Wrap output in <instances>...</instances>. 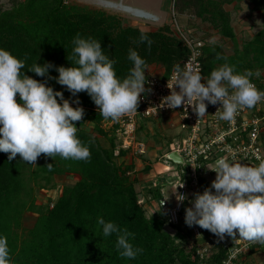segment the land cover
Masks as SVG:
<instances>
[{
	"label": "trees",
	"instance_id": "1",
	"mask_svg": "<svg viewBox=\"0 0 264 264\" xmlns=\"http://www.w3.org/2000/svg\"><path fill=\"white\" fill-rule=\"evenodd\" d=\"M232 1L175 0L174 7L179 13L195 6L193 14L200 22L212 25L235 43L233 54H227L221 43L205 42L202 79H207L214 68L225 62L235 66L234 70L239 73L264 68V26L239 47L229 13L222 6ZM249 1L254 7L264 8V0ZM174 26L173 22H165L156 30H144L125 24L117 14L70 4L68 0H22L0 11V47L23 60L22 71L40 81L46 78L27 68L36 62L71 66L67 55H72V41L77 34L101 42L104 53L115 61L113 67L121 79L133 66L128 59L130 48L145 60L146 71L150 65L160 64L161 75L168 76L173 66L182 67L189 55ZM142 31L153 41L150 47L146 41H139ZM218 54L226 57V61L217 59ZM49 73L58 76L54 68ZM249 79L257 81L258 78L253 75ZM47 83L54 90L62 91L66 99L71 97L56 80L50 79ZM77 95L79 104L72 106H82L85 110L82 120L75 122L77 136L89 147V160L64 159L59 155L54 159L41 154L35 164H27L19 154L8 160V153L0 152V235L7 237L10 264H222L229 251L224 244L216 245L212 255L202 258L196 248L189 247L190 231L181 226L183 218L175 225V233L166 227L168 222L160 199L162 184L148 185L149 197L160 199L161 205L148 212L146 201L140 199L136 189L138 179L130 175L134 164L118 163V156L114 154L118 146L115 141L118 124L113 122L105 129L104 122L112 119H104L94 109L97 106L86 92ZM16 98L19 102L18 94ZM89 118L104 135L112 132L110 147L103 146L96 135L82 128ZM141 127L142 124L139 130ZM127 152V149L121 150V154ZM49 163H52L51 169L47 166ZM66 173L77 174L78 179L64 185L53 202L38 203L37 191L57 187L56 177ZM199 181L202 192L210 186L204 176ZM27 212L36 214L29 229L23 227ZM100 216L132 233L130 242L143 251L132 259L120 256L117 234L104 236L102 226L97 223Z\"/></svg>",
	"mask_w": 264,
	"mask_h": 264
},
{
	"label": "clouds",
	"instance_id": "2",
	"mask_svg": "<svg viewBox=\"0 0 264 264\" xmlns=\"http://www.w3.org/2000/svg\"><path fill=\"white\" fill-rule=\"evenodd\" d=\"M139 41H146L149 47L153 42L143 31ZM209 42L215 44L216 37H210ZM72 43V55H67L71 66L36 62L27 68L45 77L44 81L26 75L22 71L24 61L0 47V152L8 153V160L17 154L27 164H35L41 154L54 159L59 155L64 159L89 160L90 149L77 136L75 123L82 120L85 110L72 106L79 104L80 92L90 96L106 120H119L137 111L147 82L146 62L137 51L129 49L128 59L133 66L121 79L113 67L115 61L104 53L100 41L77 34ZM217 59L227 58L218 54ZM51 68L58 76L50 75ZM234 68L225 62L214 68L207 79H202L199 69L191 64L186 62L183 67L175 64V83H168L171 91L162 98L161 106L170 109L191 106L199 120L207 114L208 104L219 103L215 112L219 118L233 120L240 109L251 108L264 99V90H258L249 79L259 76V70L239 73ZM50 79L64 86L75 100L66 99L62 91L54 90L47 83ZM47 166L51 169L52 163ZM208 169L214 170L216 177L202 193H194L192 206L185 209V223L207 229L221 240L226 235L232 238L238 235L264 244V160L249 166L219 157L214 167ZM180 187L183 183L171 193L178 202H183L186 196L178 191ZM97 223L102 226L104 236L117 234L120 256L132 259L143 251L130 242L133 234L115 222L100 216ZM0 264H10V248L4 235H0Z\"/></svg>",
	"mask_w": 264,
	"mask_h": 264
},
{
	"label": "built area",
	"instance_id": "3",
	"mask_svg": "<svg viewBox=\"0 0 264 264\" xmlns=\"http://www.w3.org/2000/svg\"><path fill=\"white\" fill-rule=\"evenodd\" d=\"M174 22L178 28L179 36L189 49V55L183 61L182 67L187 62L198 68L201 74L202 48L205 40L196 35L185 34L179 27L178 21ZM174 77V71L168 76H163L160 73L149 75L145 84L146 91L140 96L137 111L126 114L119 120L104 122V125L109 124V126L113 122L118 124L116 134L120 143L115 148L114 154L119 157L123 149H127L128 152L131 150H137L138 153L145 152V142L141 139L136 140L140 118L145 119L168 113H175L179 117V125L184 136L179 142H174L170 146L166 158L173 161L170 153H175L182 159V162L173 161L176 166L171 165L165 174L172 172L173 177L171 180L168 179V182L175 187L183 183V187L178 188V191L185 194L186 199L183 202H178L175 199L173 203L161 199L168 225L174 229V232L169 229L172 233H175V225H178L182 218L185 219V209L192 206L190 201L194 199V193H202L200 177L204 176L205 172H215L208 168L214 167L217 158L227 157L230 162L249 166H256L261 160H264V99L251 108L240 109L231 121L222 120L218 113H215L220 107L219 103L208 104L207 114L198 120V116L192 111L191 106L181 105L176 109H170L166 105L161 106L162 98L170 94L171 91L168 83L169 85L175 83ZM251 82L258 90H264L255 82ZM176 90L179 91L178 86ZM154 184L157 182L154 181ZM190 231L195 235V241L189 244V247L196 248L197 254L202 258L212 255L218 244H224L229 248L228 255L223 259L222 264H232L244 246L256 243L242 239L239 247L230 252L232 242L235 240L231 236L226 235L222 240L219 237H212L206 242H201L198 238L202 236V228L193 225Z\"/></svg>",
	"mask_w": 264,
	"mask_h": 264
},
{
	"label": "rangeland",
	"instance_id": "4",
	"mask_svg": "<svg viewBox=\"0 0 264 264\" xmlns=\"http://www.w3.org/2000/svg\"><path fill=\"white\" fill-rule=\"evenodd\" d=\"M20 1L22 0H0V11L10 9L14 4ZM96 1L97 0H68V3L87 6L90 9H103L108 13L119 15L125 24L140 26L143 28L145 27L146 29L144 30H156L159 24L164 23L165 21H178L179 27L183 29L185 34L196 35L208 43H210V37L215 36L216 43L222 44L225 53L233 54L234 52L235 43L231 38L222 36L212 25L206 24L205 22L204 24L200 22L198 17L196 18L194 16L193 13L195 12V6L192 10H188L185 13H179L174 7L175 0H109L116 3H123L124 5H129L135 8H143L144 10H149V12H156L160 15V18L157 20L153 17H138L130 12L117 8H107ZM171 4H173L172 8L174 10L171 9ZM222 6L224 10L229 13L230 22L234 27L239 47H241L247 40H250L260 29L263 28L264 8L254 7L253 3L249 0H233L229 3H223ZM136 21L137 23L135 24ZM146 25H150L151 28ZM174 27L179 35L178 28L176 26ZM259 72V76L254 75V77L258 78L257 81L253 80V82L256 84H264V68H261ZM156 73H163V67L160 64H152L146 71L148 76L155 75ZM259 87L264 88V85H259ZM94 109L98 110V107ZM179 120V117L175 113L152 116L145 119L140 118L138 130L141 124L143 127L140 128L139 132L138 130L136 131V140L141 139L145 142V152L138 153L136 152L137 150H131L126 154H121L117 158L118 163L123 162L124 164H134V162H131L132 160L138 162L137 165L139 166L134 164V168L132 169L130 175L133 178H137L139 182L141 181V183H137L136 181V189L139 191L140 199L142 201H146L145 204L147 205L148 212L154 210L156 205L158 208L161 207L160 199H166L170 203H173L176 199L175 195L171 193L172 191H175L176 187L168 182V179L171 180L173 177L172 172L165 174V171L169 169L171 165H173V167L176 166V163L166 158V153L174 142H179L184 136V133L181 131V127L179 125ZM82 128L89 131L91 134L96 135L99 142L103 146L110 147V141L112 138L111 131H107V135H104V133L97 128L95 123L91 121L90 118L86 119ZM104 128L108 129L109 124L104 125ZM115 141L117 144L120 143L118 136H116ZM171 141L172 143H170ZM147 165H150L151 168L145 169V166ZM149 173L150 176L147 175ZM141 176H144V178ZM148 177H153L151 179L153 183L156 181L158 184H162V191L160 193L161 198L159 197L160 199L155 197L152 198L151 196L149 197L150 194L148 193L147 184L151 181L149 182ZM204 177L211 185V182L216 177V172H205ZM77 179L78 176L74 173L58 175L55 180L57 182V187L40 189L37 191L38 203L53 202V200H56L57 196L62 191L64 185H71ZM145 183H147V186H144ZM35 220V213H25L23 227L29 229L33 226ZM181 226L183 229L190 231L191 227L185 223V219L182 221ZM166 227L174 232V229L170 227V225H166ZM191 232L192 231H190L188 235L189 244L195 241V235ZM201 235L202 236L198 238L201 242H206L207 240H210L211 237H217L215 234L204 228H202ZM234 239L235 240L232 242L230 247V252L235 250L236 247H239V244L242 242V238H239L238 235ZM232 264H264V244L256 242L249 244L247 247L244 246L243 250L237 254V257Z\"/></svg>",
	"mask_w": 264,
	"mask_h": 264
},
{
	"label": "bare ground",
	"instance_id": "5",
	"mask_svg": "<svg viewBox=\"0 0 264 264\" xmlns=\"http://www.w3.org/2000/svg\"><path fill=\"white\" fill-rule=\"evenodd\" d=\"M97 3H100L101 5H103L104 7H112V8H117V9H120V10H124L126 12H130L132 14H134L135 16H138V17H145V18H150L152 17L151 15H148V14H139L137 12H135V10H129V9H126L124 6H123V3H116V2H112V1H109V0H97L96 1Z\"/></svg>",
	"mask_w": 264,
	"mask_h": 264
},
{
	"label": "crops",
	"instance_id": "6",
	"mask_svg": "<svg viewBox=\"0 0 264 264\" xmlns=\"http://www.w3.org/2000/svg\"><path fill=\"white\" fill-rule=\"evenodd\" d=\"M171 1H172V0H171ZM120 4H121V3H120ZM123 5H124V4H123ZM172 5H173V4H171V9H173V8H172ZM138 9H142V10H144L143 8H138ZM173 10H174V9H173ZM144 11L150 13V15H151L153 18L157 19V20L160 18V15H159L158 13H156V12H152V11L149 12V10H148V11H147V10H144ZM171 21H172V20H171ZM171 21H165V22L169 23V22H171ZM165 22H164V23H165ZM136 23H137V21L135 22V24H136ZM161 24H163V23H160L159 25H161ZM137 25H138V24H137ZM146 26L149 27V28H151L150 25H146ZM151 26H153V25H151ZM139 27H140V26H139ZM140 28H141V29H146L145 27H144V28H143V27H140ZM131 162H134V164H136V166H139V165H137V164H138L137 161L132 160ZM137 170H138V169H137ZM145 175H146V174H145ZM147 175L150 176V173L147 174ZM141 177L144 178V176H141ZM142 178H141V179H142ZM152 178H153V177H152ZM152 178H149V177H148L149 182L151 181ZM141 179H140V180H141ZM138 182H139V181L137 180V183H138ZM149 182H147V183H149ZM139 183H141V181H140ZM147 183H145L144 186H147V185H149L150 183H153V182L151 181L149 184H147ZM142 184H143V183H142ZM146 184H147V185H146ZM153 184H154V183H153ZM144 188H145V187H144ZM211 238H212V237H211Z\"/></svg>",
	"mask_w": 264,
	"mask_h": 264
},
{
	"label": "water",
	"instance_id": "7",
	"mask_svg": "<svg viewBox=\"0 0 264 264\" xmlns=\"http://www.w3.org/2000/svg\"><path fill=\"white\" fill-rule=\"evenodd\" d=\"M126 9H129V10H135V12L139 13V14H148L150 15V13L142 10V9H138V8H135V7H132V6H129V5H123ZM170 157L173 161L177 162V159H179V162H182V159L180 157L177 156V154L175 153H170Z\"/></svg>",
	"mask_w": 264,
	"mask_h": 264
}]
</instances>
